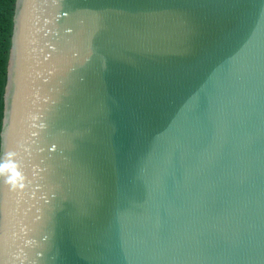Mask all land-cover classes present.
<instances>
[{
  "label": "water",
  "instance_id": "95a60500",
  "mask_svg": "<svg viewBox=\"0 0 264 264\" xmlns=\"http://www.w3.org/2000/svg\"><path fill=\"white\" fill-rule=\"evenodd\" d=\"M8 161L0 264H264V0H10Z\"/></svg>",
  "mask_w": 264,
  "mask_h": 264
},
{
  "label": "clouds",
  "instance_id": "9594fccd",
  "mask_svg": "<svg viewBox=\"0 0 264 264\" xmlns=\"http://www.w3.org/2000/svg\"><path fill=\"white\" fill-rule=\"evenodd\" d=\"M5 155L11 156V152H7ZM4 173H9V175L5 179V183L12 186L15 189L17 186L22 187L21 183L24 173L18 169V166L15 162L8 161L4 163H0V175Z\"/></svg>",
  "mask_w": 264,
  "mask_h": 264
},
{
  "label": "trees",
  "instance_id": "16d2710c",
  "mask_svg": "<svg viewBox=\"0 0 264 264\" xmlns=\"http://www.w3.org/2000/svg\"><path fill=\"white\" fill-rule=\"evenodd\" d=\"M10 0H0V52Z\"/></svg>",
  "mask_w": 264,
  "mask_h": 264
}]
</instances>
